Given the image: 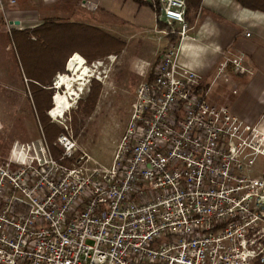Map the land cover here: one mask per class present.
I'll use <instances>...</instances> for the list:
<instances>
[{"label": "built area", "instance_id": "2783aa9c", "mask_svg": "<svg viewBox=\"0 0 264 264\" xmlns=\"http://www.w3.org/2000/svg\"><path fill=\"white\" fill-rule=\"evenodd\" d=\"M143 1L155 32L188 37V0ZM181 49L140 85L111 164L66 133L59 156L45 135L0 155V264L264 263V126L211 102Z\"/></svg>", "mask_w": 264, "mask_h": 264}, {"label": "rangeland", "instance_id": "374dc122", "mask_svg": "<svg viewBox=\"0 0 264 264\" xmlns=\"http://www.w3.org/2000/svg\"><path fill=\"white\" fill-rule=\"evenodd\" d=\"M18 5L17 0L12 7H7L5 14L0 12V155L8 154L15 141L33 142L44 139L45 135L25 77L24 64L13 39L15 30L9 32L6 22V19L15 20L8 10L16 9ZM74 12L92 14L94 18L99 15V22H102L103 15L105 20L114 21L112 23H122L119 17L115 16L118 18L115 19L113 15L103 12L102 8L99 10L98 5L92 10L90 5L79 3ZM48 15L53 17L41 14L34 18L26 13L21 15L20 20L25 29L34 28L48 19L63 21L58 17V12ZM261 21L249 16L234 18L231 12L212 15L210 10L202 8L194 22L188 21V37L184 41L179 37L175 46L181 45V60L184 63L187 56L201 46L208 48V54L203 57V66L196 72L202 78V88L209 89L210 101L227 105L248 123L264 126V28ZM153 22L155 24V19ZM102 29L127 39L125 49L118 55H107L87 63L92 68L91 75L85 81L79 97L72 102L73 106L61 118L51 117L50 109L47 115L51 122L64 128L67 131L65 135L77 143L74 155L79 156L84 151L109 165L130 122L138 89L149 79L160 55L169 48L170 36L157 33L154 28L145 31L135 27L131 28L132 33L126 35ZM38 37L32 36L33 39ZM235 59L240 61L239 70L233 64ZM60 74L58 72L54 76V83ZM92 78L100 81L101 89L93 112L85 115L81 112L79 101L87 99ZM58 90L64 91L63 88H56L55 93ZM57 148L65 150L59 144Z\"/></svg>", "mask_w": 264, "mask_h": 264}, {"label": "trees", "instance_id": "16d2710c", "mask_svg": "<svg viewBox=\"0 0 264 264\" xmlns=\"http://www.w3.org/2000/svg\"><path fill=\"white\" fill-rule=\"evenodd\" d=\"M152 3L143 0H134ZM158 1V0H156ZM203 0H188L187 20L194 22L202 8ZM242 7L264 12V0H236ZM160 29L170 28L165 22H159ZM17 45L19 56L24 64L25 77L32 93L35 110L45 131V137L55 156L61 151L54 145L58 136L67 131L50 121L47 110L53 107V95L56 91L53 78L60 72H66L68 60L72 54L81 53L87 63L111 54H120L126 47V41L101 27L83 23H64L60 20L48 19L31 29L15 30L12 33ZM39 36L33 39L32 36ZM179 40V34L170 36V44ZM68 74V73H66ZM149 79H153V72ZM101 83L96 78L91 79L90 91L85 101H79L81 112L90 115L96 105ZM76 116H74V120ZM264 264V263H256Z\"/></svg>", "mask_w": 264, "mask_h": 264}, {"label": "crops", "instance_id": "0c3cea01", "mask_svg": "<svg viewBox=\"0 0 264 264\" xmlns=\"http://www.w3.org/2000/svg\"><path fill=\"white\" fill-rule=\"evenodd\" d=\"M19 5L16 9L11 8L8 13L15 16V20H20L21 15L29 13L30 16L35 18V15L44 14L45 17H53L48 15L53 12H58V17L63 19L64 23H83L95 27L106 28L107 30L118 31V35H124L130 33L131 28L140 27L145 31L152 30L154 27V9L146 3H139L134 0H18ZM85 1H91L98 5L99 10L102 8L103 12L107 15H113L116 19L122 21L120 24L112 23L114 21L105 20V17L99 22V15L94 18L92 14L88 13H75V8L81 3V5L88 6ZM61 3V4H60ZM58 4V5H57ZM74 5V6H73ZM7 7H12L8 4ZM202 8L210 10L212 15H222L228 12L234 14V18L237 17H252L262 20V26L264 28V12L260 10H252L242 7L236 0H203ZM201 8V10H202ZM93 10V9H92ZM2 16V15H1ZM117 16V17H115ZM118 19V18H117ZM129 31V32H127ZM132 33V32H131ZM127 41V39L125 40Z\"/></svg>", "mask_w": 264, "mask_h": 264}, {"label": "bare ground", "instance_id": "6f19581e", "mask_svg": "<svg viewBox=\"0 0 264 264\" xmlns=\"http://www.w3.org/2000/svg\"><path fill=\"white\" fill-rule=\"evenodd\" d=\"M67 71L68 74L61 73L57 78L56 88H63L64 91L58 90L54 95L53 107L49 112L54 119L64 116L66 110L73 106L72 102L79 97L92 68L87 65L84 56L76 52L68 60Z\"/></svg>", "mask_w": 264, "mask_h": 264}, {"label": "clouds", "instance_id": "9594fccd", "mask_svg": "<svg viewBox=\"0 0 264 264\" xmlns=\"http://www.w3.org/2000/svg\"><path fill=\"white\" fill-rule=\"evenodd\" d=\"M218 50L219 49L217 48L216 51ZM208 52H209L208 48L201 46L197 51H194L191 53V55L187 56V60L183 66L187 68L189 71H196L197 69L203 66L202 64L203 57L206 56Z\"/></svg>", "mask_w": 264, "mask_h": 264}, {"label": "water", "instance_id": "95a60500", "mask_svg": "<svg viewBox=\"0 0 264 264\" xmlns=\"http://www.w3.org/2000/svg\"><path fill=\"white\" fill-rule=\"evenodd\" d=\"M17 22H19V21H17ZM66 70H67V68H66Z\"/></svg>", "mask_w": 264, "mask_h": 264}, {"label": "snow or ice", "instance_id": "6c2138e0", "mask_svg": "<svg viewBox=\"0 0 264 264\" xmlns=\"http://www.w3.org/2000/svg\"><path fill=\"white\" fill-rule=\"evenodd\" d=\"M75 59V58H74Z\"/></svg>", "mask_w": 264, "mask_h": 264}]
</instances>
